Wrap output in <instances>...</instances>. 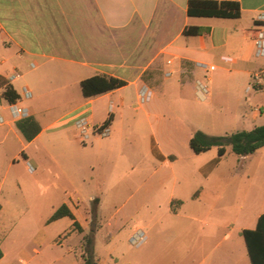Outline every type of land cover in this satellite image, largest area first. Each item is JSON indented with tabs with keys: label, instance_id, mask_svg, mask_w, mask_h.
I'll list each match as a JSON object with an SVG mask.
<instances>
[{
	"label": "crops",
	"instance_id": "0c3cea01",
	"mask_svg": "<svg viewBox=\"0 0 264 264\" xmlns=\"http://www.w3.org/2000/svg\"><path fill=\"white\" fill-rule=\"evenodd\" d=\"M188 1L0 0V113L5 119L0 125V146L1 157L7 164L21 156L36 167H40L43 160L55 166L64 163L69 168L79 167L82 173L77 180L81 185L97 193L106 189L115 193L120 184L113 178L112 163L119 151L121 128L118 119L124 107L123 99L116 96L128 86H136V90L142 84L148 86L152 91L150 100L156 93H173L185 111L188 97L193 95L196 99L195 82H205L209 94L204 101H209L211 108L204 114L215 115L223 129L219 135L203 132L209 136L234 133L229 128L232 119L227 117L229 98L235 103L233 118L252 123L246 131L264 124H254L264 113H256L252 106L241 115L242 101L235 98L234 85L222 75L232 71L233 81L246 79L245 92L252 73L264 70V63L253 61L245 51L252 46L254 18L264 13V0H216L237 2L240 16L236 19L188 17ZM185 26L205 27L208 32L185 37L182 35ZM198 64L211 69H203ZM37 67L43 69L34 77L22 78ZM45 68L52 69L53 75L59 72L60 82L47 86L45 83L51 77ZM97 74L123 80L126 85L93 98H83L80 81ZM10 76L13 78L9 79ZM2 80L17 94L13 103L26 108L28 117L39 125V132L28 142L17 130V120L7 108L11 103L2 96ZM23 87L30 91V98L21 97ZM258 89L264 91V85ZM33 91L40 97L66 99L60 106L68 104V110L42 124L39 115L49 107L39 110L33 106L30 102ZM108 116H111L110 136L107 135L105 147L91 141V157L84 158L81 150L84 147L79 150L76 146L84 143L75 122L86 117L89 125L95 128ZM184 123L185 120L179 143L182 154L175 153L177 147L159 148L153 139L145 143L147 161L157 163L145 186L150 190L155 187L166 190V204L170 210L174 209L173 214L182 212L185 219L205 224L204 228L194 231L191 264H251L241 232L255 230L259 217L264 214V146L246 156L236 155L233 167L218 169L222 158L217 148L194 154L188 142L195 131L201 130ZM17 145L18 150L7 155L6 150ZM258 151L261 152L256 154ZM210 152L214 153L207 159L203 157ZM248 163H255V169L249 168ZM89 165L91 172H85L84 166L88 168ZM130 168L141 175L146 165L131 164ZM66 179L67 187L74 188L76 178L70 175ZM94 198L98 200V207L100 200ZM94 198L90 199L91 203ZM188 202H192V217L183 212ZM62 204L78 223L79 215L82 216L77 213L78 200ZM5 219L10 220L0 187V221ZM2 258L3 253L0 260ZM259 264H264V249Z\"/></svg>",
	"mask_w": 264,
	"mask_h": 264
},
{
	"label": "rangeland",
	"instance_id": "374dc122",
	"mask_svg": "<svg viewBox=\"0 0 264 264\" xmlns=\"http://www.w3.org/2000/svg\"><path fill=\"white\" fill-rule=\"evenodd\" d=\"M245 51L251 55L253 61L264 63V58L254 57L253 44ZM42 69L43 67H37L29 70L22 78L34 77ZM45 69L51 77L45 83L47 86L60 82L59 78L62 75L59 72L53 75L52 69ZM222 75L234 85L235 98L239 97L242 101L239 106L242 116L248 106H252V109L254 107L261 109L264 105L262 89H255L254 92H250L252 94L246 95L243 91L246 79L233 81L232 77L235 74L232 71L223 72ZM214 85H217L216 81ZM136 89V86H128L116 96L123 99L124 107L122 116L118 119L121 128L119 151L112 163L113 178L120 184L119 188H115V193L109 189L97 193L86 188L77 180L82 170L79 167L69 168L64 163L55 166L48 160H43L40 167H36L27 161L33 168V171H29L26 161L19 156L10 160L9 165L1 157L0 146V187L10 219L0 221V250L3 253L0 264H82L83 236L87 234H92L93 237L96 264L192 263L194 231L204 228L205 224L185 219L181 215L182 212L178 215L173 214L174 209L170 210L166 204L168 192L156 187L150 190L145 186L151 179L149 177L151 170L157 165L154 160L152 163L147 161L145 143L153 139L159 148L167 150L177 147L175 153L182 154L179 143L183 136L184 120V124L198 126L202 132L212 135L222 133V124L215 119V115L204 114L211 108L209 101H197L192 95L188 97L183 111L175 94L156 93L149 102L137 104ZM65 100L52 96L40 97L33 91L30 102L39 110L41 107L43 109L49 107V110L39 115L40 122L45 124L68 110V104L60 106ZM159 101L164 104L161 105ZM233 101L229 98L226 106L227 117L232 119L229 128L232 132L247 130L252 123L233 118L232 112L235 109ZM169 111L172 112L171 115ZM263 122L264 115L257 117L254 124ZM108 136L107 138L99 136L100 139H95V136L91 135L84 144L79 143L76 146L79 150L81 149L79 147L83 146L82 155L90 159V142L95 141L105 147ZM226 140L223 143L225 152L221 156L222 162L218 169H224L225 166L230 168L235 164L236 155L231 152ZM17 150L18 145L11 146V150H6V153L12 155ZM212 153L214 152L203 157L207 159ZM131 164L146 165L143 174L136 175L130 168ZM247 165L255 169V163ZM84 171L91 172L90 165L88 168L84 166ZM70 175L76 178L74 188L67 187L66 177ZM94 197H98L100 203L95 216L92 217L90 199ZM77 200L79 202L77 213L82 214L79 215L78 227L72 226L71 220L66 217L47 222L49 216L62 203L71 204ZM186 205L183 212L192 217L194 212L192 202ZM83 207L86 209L81 210ZM185 223H188L187 226ZM136 231L145 235L144 242L137 247L131 244V238Z\"/></svg>",
	"mask_w": 264,
	"mask_h": 264
},
{
	"label": "trees",
	"instance_id": "16d2710c",
	"mask_svg": "<svg viewBox=\"0 0 264 264\" xmlns=\"http://www.w3.org/2000/svg\"><path fill=\"white\" fill-rule=\"evenodd\" d=\"M186 14L188 17L196 18L236 19L240 16V7L234 1L189 0L187 2ZM207 32L208 29L205 27L185 26L182 35L185 37L201 36ZM1 85L4 86L3 98L8 103H13L17 99V94L4 80H2ZM124 85H126V82L123 80L104 74H97L80 81L79 88L82 97L88 99L118 89ZM110 121L111 116H108L102 126L108 127ZM15 126L26 142L30 141L40 130L39 125L32 117L17 120ZM226 139L230 140L228 144L231 152L235 155L246 156L252 154L264 146V124L254 126L248 131L241 130L227 136H209L197 130L192 134L188 145L194 154L203 153L212 147H216L218 156H222L225 152L223 143H225L224 140ZM97 202V198L92 200L90 209L92 217L96 214ZM64 217L72 220V226L78 227V223L74 220L72 213L64 204L60 205L49 216L47 222ZM241 235L244 239L251 264H259V257L264 249V214L259 217L255 230H243ZM1 256L2 253L0 251V258ZM82 258V264H96L94 261L92 234L83 236Z\"/></svg>",
	"mask_w": 264,
	"mask_h": 264
},
{
	"label": "built area",
	"instance_id": "2783aa9c",
	"mask_svg": "<svg viewBox=\"0 0 264 264\" xmlns=\"http://www.w3.org/2000/svg\"><path fill=\"white\" fill-rule=\"evenodd\" d=\"M252 44H253V55L256 59L264 58V13H259L254 18V29L252 33ZM201 68L210 70L211 67H208L205 64H198ZM33 66V65H32ZM13 76H10L9 79H12ZM264 85V70H259L251 75V82L245 88V92H254L255 89H258V86ZM209 94V87L203 81L195 82V97L198 101L202 102L206 100ZM31 93L26 88L23 87L21 90V97L24 99L30 98ZM152 97L151 89L146 85H141L136 93L137 102L140 104L148 102ZM10 115L13 119L19 120L28 117V111L26 108L21 107L15 103H11L7 106ZM111 108V107H110ZM253 110L257 113H264V105H262L261 109L256 107ZM261 110V112H260ZM5 122V119L0 113V125ZM75 126L78 130V135L80 137L81 142H86L89 140L91 135H97L100 137H106L109 133V128L107 126H99L92 128L89 125V122L86 117H81L75 122ZM28 165V170L33 171L32 166L26 161ZM145 240V235L136 231L131 238V244L134 246H140Z\"/></svg>",
	"mask_w": 264,
	"mask_h": 264
},
{
	"label": "water",
	"instance_id": "95a60500",
	"mask_svg": "<svg viewBox=\"0 0 264 264\" xmlns=\"http://www.w3.org/2000/svg\"><path fill=\"white\" fill-rule=\"evenodd\" d=\"M226 141H227L228 143L230 142V140H229V139H227Z\"/></svg>",
	"mask_w": 264,
	"mask_h": 264
}]
</instances>
